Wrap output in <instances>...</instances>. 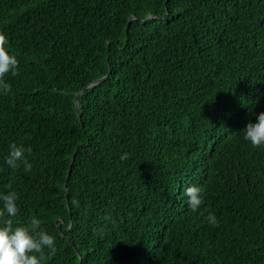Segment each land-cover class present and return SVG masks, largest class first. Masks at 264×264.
I'll return each instance as SVG.
<instances>
[{"label": "trees", "instance_id": "1", "mask_svg": "<svg viewBox=\"0 0 264 264\" xmlns=\"http://www.w3.org/2000/svg\"><path fill=\"white\" fill-rule=\"evenodd\" d=\"M0 32V192L55 237L42 264H264V0H0Z\"/></svg>", "mask_w": 264, "mask_h": 264}, {"label": "clouds", "instance_id": "2", "mask_svg": "<svg viewBox=\"0 0 264 264\" xmlns=\"http://www.w3.org/2000/svg\"><path fill=\"white\" fill-rule=\"evenodd\" d=\"M8 37L0 32V82L6 74L15 75L19 61L15 54L6 47ZM11 88L6 83H0V92L8 93ZM243 139L253 147H264V112L255 115V123L249 122L243 129ZM22 144L15 142L9 145V152L4 163L11 169H17L21 164L24 170L31 171L32 164L25 158V152H30ZM127 159V153L120 156ZM11 188V186H7ZM205 189L201 185L190 184L183 190L186 204L192 212L200 210L204 204ZM19 195L15 190L0 192V218L7 215V219L0 224V264H42L45 259V250L54 255L57 252L55 237L42 227V221L33 215L25 225L13 226L12 219L20 211L17 201ZM208 224L215 227L219 221L213 212H208Z\"/></svg>", "mask_w": 264, "mask_h": 264}, {"label": "water", "instance_id": "3", "mask_svg": "<svg viewBox=\"0 0 264 264\" xmlns=\"http://www.w3.org/2000/svg\"><path fill=\"white\" fill-rule=\"evenodd\" d=\"M105 78H106V77H105ZM105 78H102V79H100V80H98V81H96V82H93V83L90 84L88 87H86L85 90H86L87 88H89V87H93V86L97 85L98 83L102 82ZM81 94H82V91H81L79 94H77L76 97H75L74 103H75L76 109H77V99H78L79 95H81ZM73 158H74V157H73ZM73 158H72V161H73ZM65 187H66V184H65ZM60 234L62 235V233H60ZM62 236H64V235H62ZM79 258L81 259L80 255H79Z\"/></svg>", "mask_w": 264, "mask_h": 264}]
</instances>
